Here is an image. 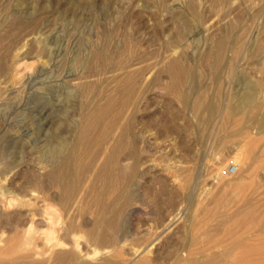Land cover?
Returning <instances> with one entry per match:
<instances>
[{"label": "rangeland", "instance_id": "obj_1", "mask_svg": "<svg viewBox=\"0 0 264 264\" xmlns=\"http://www.w3.org/2000/svg\"><path fill=\"white\" fill-rule=\"evenodd\" d=\"M242 1L0 0V34L4 35L0 41V53L4 54L7 63L5 70L0 72V187L31 197V180L40 176L42 171L40 165L43 161L39 158H44L43 142L54 124L46 123L49 127L43 129L37 112L42 105L48 104L44 100H31V82L26 89L22 84L27 77L25 74L33 72L38 64L35 60L37 48L30 43L31 38L47 34L53 40L52 57L58 54L64 41L69 42L62 50L67 51V57L77 51L81 57L87 56L95 47H103L112 53L113 48L120 44L131 62L149 65L143 77L145 82L141 76L138 79L143 84L138 83L139 102L133 115V125L140 134V163L134 184L130 186L134 198L123 205L124 212L127 211L125 227L129 234L118 245L121 246L118 250L122 258L130 256L127 253H130L131 245L141 243L142 233L147 228L157 235L155 242L149 245L151 249L147 254L150 256L156 253L164 255L167 248L178 245L188 233L196 232L202 236L205 231H215L225 212L244 207L241 198L244 191L241 190L246 185L250 186L244 189V195L253 198L256 205L259 204L258 209L264 212V132L251 134L256 137L255 144L245 143L247 139L240 128L239 117L242 114L228 116L226 122L221 119V112L226 104L233 102L234 94L249 88L257 90L256 100L264 108V5L261 6L259 0ZM30 17L31 22H28ZM183 17L190 24L187 37L179 40L187 41L183 46L175 47L173 37L181 28ZM15 21H22V25H14ZM219 38L225 39L227 48L213 70L212 59L204 56ZM165 58H177L194 69L181 84L180 91L185 93L186 101L181 98L182 94L168 92L164 88L169 80L161 71ZM12 88L17 89L18 99H11ZM16 100L21 101L23 109L16 107ZM209 101L215 102L217 108L208 120L203 105ZM77 117L74 115L75 119ZM258 117L264 118V115ZM257 125L250 123L247 128L250 130ZM233 160L239 162V170L231 174L227 169L234 166ZM253 163L257 168L250 171L248 168ZM164 164L174 168L163 172ZM188 178V189H185L183 184ZM41 180L48 183L47 178L42 177ZM164 184L165 189L161 188ZM170 189L175 191L174 200L170 199ZM33 192L38 193V204L44 203L41 197L45 193L50 197L46 202L55 203L57 207L58 195L54 186L45 184L38 189L33 188ZM4 201L1 198L3 215H0V220L6 219ZM79 206L82 208L74 212L73 220L89 224L92 217L89 208L86 209L84 204ZM41 218L34 216L40 226ZM16 219L11 226L5 224L4 228L20 239V226L25 222H17ZM43 236L36 233L31 242L32 250H39L38 254L31 256V262L36 264H45L48 253L43 245ZM80 241L81 251L76 262H100V255L86 259L85 252L91 254L94 246L86 243L84 235ZM52 260L53 264L75 262L70 258Z\"/></svg>", "mask_w": 264, "mask_h": 264}, {"label": "bare ground", "instance_id": "obj_2", "mask_svg": "<svg viewBox=\"0 0 264 264\" xmlns=\"http://www.w3.org/2000/svg\"><path fill=\"white\" fill-rule=\"evenodd\" d=\"M259 2L261 6L264 5V0ZM72 6L75 5L72 4ZM181 19L182 26L175 33L174 39L172 38L177 44L174 43L175 47L183 46L187 41L180 40L187 37L190 23L184 17ZM28 22H31V17ZM14 25H22V21H15ZM46 33L49 32L46 31ZM3 37L4 35L0 34V41ZM224 38L216 40L213 49H209L204 56L212 59L211 69L213 70L216 69L218 60L227 48ZM31 39L33 40L30 43L37 48L35 60L38 64L33 72L25 74L27 77L22 87L25 86L26 89L31 82V89L28 88L31 90V100L47 102L48 106L42 105L37 112L42 119L43 129H48L49 126L46 123L49 125V122L54 126L44 144L42 143L45 148L41 146L44 149V158H39L43 161L40 165L41 174L31 180L32 188L29 195L35 197H26L25 194L20 195V192L16 190L0 187V204L3 198L5 200L3 205L7 207L6 219L0 220V264H36L31 262V256L39 253L36 248L33 250L34 247L31 248V242L36 233L44 235L42 241L48 252L44 260L45 264H53L52 259L64 261L67 258L75 261V264H264V212L258 209L259 204L256 205L253 198H247L248 196L244 195V189L250 185L242 187L241 190L244 191L241 195L244 207L230 213L225 212L215 231H205L202 236L196 232L188 233L183 236L178 245L167 248L164 255L156 253L150 256L147 254L151 249L149 245L155 242L157 235H153L147 228L142 233L141 243L131 245L130 253H127L130 256L122 258L118 250L121 246L118 245L125 241L126 235L129 234V229L125 227L127 211L124 212L123 205L134 198L130 186L134 184L137 177L136 170L140 163L138 149L140 134L136 132V127L134 128L133 125V115L138 101V83L140 82L138 79L140 76L145 77L149 65L145 63L137 65L138 61L131 62L120 44L113 48V51L111 50L112 53L103 47H95L87 56L81 57L77 51L67 57V51L62 50H65L69 42L64 41L65 44L61 46L58 54L52 57L53 40L50 35L45 34V36ZM1 53L0 72L7 67L6 58ZM160 57L162 58V55ZM32 67L34 64L31 69ZM161 69L169 78L164 88L169 90L168 92L182 94L181 98L185 100L186 95L180 91V88L183 78H188L192 69L177 58L166 59ZM91 77L95 79L90 80ZM12 84H16V81H12ZM140 84L143 83L140 82ZM256 91L249 88L235 93L233 102L226 104L221 112L223 122L227 121L228 116L242 114L239 117L241 132L247 139L245 143L251 144L256 143V137L251 134L257 135L264 132V118L258 117V115H264V108L256 100ZM11 92H13L11 99H18L17 89L12 88ZM21 104L20 100L15 101L16 107L23 109ZM198 105L201 106V104ZM216 108L217 105L213 101L204 103L203 109L206 111L208 120L215 113ZM56 114L60 116L56 117ZM74 115L78 116L77 119ZM250 123L258 125L248 130L247 124ZM233 161L235 170H239V162ZM165 164L162 171L170 172L169 169L176 167L174 163H172L174 167L169 166V163L168 166ZM250 168V171H253L257 166L253 163L248 169ZM174 173L171 174L174 175ZM42 177L47 178L48 183L41 180ZM162 179H165L164 176ZM189 179H186L183 184L185 189H188ZM45 184L56 188L57 207L54 206L55 203L46 202L50 197H46L45 193L44 197H41L44 203L38 204L39 196L38 193L33 192V188L38 189ZM161 186L163 189L167 188L165 184ZM44 190L42 189L43 192ZM169 193L170 199L174 200L175 191L170 189ZM82 204L86 209L89 208L92 215L90 225L84 221L77 223L73 220L72 215ZM52 206H54L53 209H51ZM0 215H3L1 208ZM36 215L42 217L40 219L42 226L35 221ZM14 218L17 222H25L20 226V239L14 233L6 232L4 228L5 224L11 226ZM83 235L86 236V243L94 246L91 254L85 252L86 259L100 255V262H76L78 253L81 251L80 238ZM110 252L112 255L109 254ZM106 254L108 256H105Z\"/></svg>", "mask_w": 264, "mask_h": 264}, {"label": "built area", "instance_id": "obj_3", "mask_svg": "<svg viewBox=\"0 0 264 264\" xmlns=\"http://www.w3.org/2000/svg\"><path fill=\"white\" fill-rule=\"evenodd\" d=\"M227 170H228L229 173L232 174V173L235 172V167L234 166H230Z\"/></svg>", "mask_w": 264, "mask_h": 264}]
</instances>
